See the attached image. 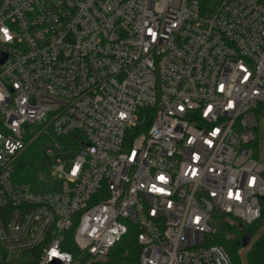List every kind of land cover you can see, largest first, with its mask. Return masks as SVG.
<instances>
[{
	"label": "built area",
	"instance_id": "built-area-1",
	"mask_svg": "<svg viewBox=\"0 0 264 264\" xmlns=\"http://www.w3.org/2000/svg\"><path fill=\"white\" fill-rule=\"evenodd\" d=\"M4 57L0 264H111L132 226L139 264H234L206 237L263 210L264 0H0ZM32 124L78 133L60 190L16 180Z\"/></svg>",
	"mask_w": 264,
	"mask_h": 264
},
{
	"label": "trees",
	"instance_id": "trees-1",
	"mask_svg": "<svg viewBox=\"0 0 264 264\" xmlns=\"http://www.w3.org/2000/svg\"><path fill=\"white\" fill-rule=\"evenodd\" d=\"M26 136L27 147L16 160L15 177L21 183L28 184L33 190H39L43 182L49 178L52 158L44 152V147L54 138L61 143L67 140L74 141L78 133L68 136L56 137L50 131L41 132V125L29 126ZM41 132V133H40ZM74 144V143H73ZM219 221L221 230L214 228L213 223ZM255 226H245L242 222L227 215L215 216L211 222L212 232L206 237L207 244L222 245L228 252L234 264H264V230L259 233L256 240L248 247L245 262H242L240 250L242 237L252 238L258 227L264 225V201L261 218ZM246 228V232H242ZM237 235L236 238L227 235ZM140 246L136 240V228L132 226L123 240L114 248L111 255V264H139Z\"/></svg>",
	"mask_w": 264,
	"mask_h": 264
},
{
	"label": "rangeland",
	"instance_id": "rangeland-1",
	"mask_svg": "<svg viewBox=\"0 0 264 264\" xmlns=\"http://www.w3.org/2000/svg\"><path fill=\"white\" fill-rule=\"evenodd\" d=\"M137 117H138V123H142L144 120V114L142 111H137L136 113ZM44 152L46 153H50L53 155L54 159H60L62 161V163L65 165L66 169L69 168V166L71 165L73 159L75 158L77 152L76 151H67L64 152L63 150L59 149L57 146L53 145V144H47L44 147ZM64 186V179L61 178L59 175L56 174H51V178L48 181H45L42 183L41 185V189L42 190H47V191H55V190H60L62 189ZM258 222V221H257ZM257 222L253 223L252 225H246L245 226H255L256 224H258ZM220 222L219 221H215L213 223V226L215 229L217 230H221L220 227L218 226ZM264 230V225L258 227L257 229V233H255V235L251 238V241L248 245V247L256 240V238L258 237L259 233L262 232ZM246 228H243L242 232H246ZM227 237H233L236 238L237 235H227ZM248 247L246 248H241L240 250V256L242 258V262H245V255H246V251L248 249Z\"/></svg>",
	"mask_w": 264,
	"mask_h": 264
},
{
	"label": "water",
	"instance_id": "water-1",
	"mask_svg": "<svg viewBox=\"0 0 264 264\" xmlns=\"http://www.w3.org/2000/svg\"><path fill=\"white\" fill-rule=\"evenodd\" d=\"M4 60H5V57L0 58V65L4 62ZM263 199H264V197H263ZM250 241H251V238L249 236H247V235L243 236L242 241H241L242 247H244V248L248 247Z\"/></svg>",
	"mask_w": 264,
	"mask_h": 264
}]
</instances>
